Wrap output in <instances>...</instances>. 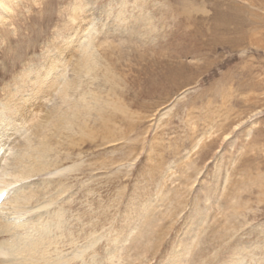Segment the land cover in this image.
I'll return each mask as SVG.
<instances>
[{"label":"rangeland","instance_id":"rangeland-1","mask_svg":"<svg viewBox=\"0 0 264 264\" xmlns=\"http://www.w3.org/2000/svg\"><path fill=\"white\" fill-rule=\"evenodd\" d=\"M92 35L122 108L78 116L80 129L46 122L50 167L5 189L0 218L41 214L50 261L264 264V0H0V180L61 103L36 81L71 78ZM98 65L71 93L79 104L107 97ZM19 189L38 194L16 213Z\"/></svg>","mask_w":264,"mask_h":264},{"label":"bare ground","instance_id":"bare-ground-1","mask_svg":"<svg viewBox=\"0 0 264 264\" xmlns=\"http://www.w3.org/2000/svg\"><path fill=\"white\" fill-rule=\"evenodd\" d=\"M228 17L229 16H225V20H224L225 22H226V20H228L227 19ZM225 24L226 23H224V25ZM93 41H94V37L92 35L86 41H84L78 47H76V51H77L78 55L76 56V59H74V62L72 63V66H71L72 67L71 70L73 71V76L71 78L62 76L61 78H63V80L58 84L57 87L56 86L53 87L48 81H43V79L36 81V82H38V84L40 85L41 88H44V89H41L42 91L43 90L47 91L48 89H52V91L56 90L58 95H59V98H61V103H58V105L53 104L54 106H52V108L48 109V110H50V113L48 112V114L46 116V120L43 119L42 122L35 125L36 129H35V132L33 133L34 137H36L38 139L41 137V140L36 141L32 145L31 143L34 142V138L31 139L30 137H27L26 143L18 144L17 147L22 148V149L24 148L23 149L24 153H20L21 151L23 152V150L21 149L20 152L17 153V155L13 158L12 162L10 163V164H13L15 166L14 169L12 170V172H9L6 170H4V172H2L1 177H3L5 174V176H11L12 180H8L7 178H3L2 180H0V184L2 185V186H0V194H2L5 191V189H8L11 184H15L18 181H20V179H27L30 176H32L34 174H38L41 171L47 170L48 167H50V162H47L46 158L49 155L48 152L52 150L53 145L50 142L52 135L49 134L50 136H47L48 138H46V136H44V135H47L48 133L43 135L42 131L44 130V128L46 126V122L48 123L49 121L53 120L52 117H54V120H53L54 122H52V123H54L55 127L60 126L63 128H69L70 124H73L75 122V126L79 127V129H80V128H83L85 123L82 122L81 120L79 122L76 121L78 116L80 117V116L85 115L88 117L89 115L93 114V115H95L94 116L95 118L100 116L99 119L104 120L105 119L104 113H103L104 108L106 109V107L108 108L109 106H113V105L115 108H119V109L122 108V107L118 106L117 104H114L116 102V101H113L114 97L113 98L111 97V99L109 97V99H108L109 95H113V96L116 95V88H117L116 87V83L118 80L117 75H115L113 72L111 73V70L113 69V67H112L113 63L109 62V61H107V63H106V62H104L106 60H104L100 64V66L103 67V70H101V67L98 65L99 64V62H98L99 58L95 57L96 54L94 55L95 48L93 46L94 45L93 43H95V42H93ZM96 48H97V46H96ZM99 57L101 58V55ZM106 57H105V59H106ZM101 59H103V58H101ZM97 65H98V67H100L98 69L103 71L102 74L100 73L102 75L103 80H104L102 83L106 84V86H107L106 91L109 90L110 94H109V92L107 94L105 93L107 95V97L100 98L99 94L96 92H90L89 93L90 96L89 95L86 96L85 93L80 94V92H79L78 94H79L80 99L82 101V104H81V102L79 104L76 100H73L71 98V96H72L71 93L80 86V83L83 81L82 79L84 78L83 76L88 75L89 71H91L93 69V66L97 67ZM96 67H94V68H96ZM62 71H63V69H62ZM96 72H97V70H96ZM160 72H161V74H160L159 80L163 81V80L168 78L167 70L165 69L164 66L160 69ZM96 75H98V73ZM101 75H99L100 79H101ZM146 82L147 83L148 82H150V83L155 82V79L151 73H150ZM102 83L97 84V86H95L97 90L100 88ZM37 93H38V88H37ZM42 93H44V92H42ZM27 100H29V99H27ZM61 105H65L66 108L65 109L63 108L64 110L61 109L62 112L60 113L59 110L61 108ZM21 111H23V110H21ZM22 115H23V117L21 119L23 122H25L27 120V118H25L24 113ZM91 118H89V119H91ZM83 121H85V120H83ZM47 125H50V124H47ZM73 127L74 126H72V128ZM50 128H48L46 130L47 131L51 130L52 128L51 129ZM46 130H44L45 133H46ZM55 131H56V129H55ZM61 136H62V134H61ZM68 136H70V135H68ZM71 136H73V135H71ZM53 144H55V142ZM31 145H32V148H31ZM66 169H67V167L61 168V169H56L54 173H61V172L65 171ZM37 194H38V192L35 190H30V191L28 190V191L21 192V189H19V190L15 191L14 193H12V195L9 197V199H11V201L9 199L8 200L10 202H12V204L11 203L10 204L13 205L12 207L16 213L22 212V211L24 212L27 210V205L29 204V202ZM4 199H5V197H4ZM45 203L46 204H39L40 205L39 207H43V206L51 204L50 199L47 200ZM0 206H2V205H0ZM56 215H57V217H60L62 214H60V212H58ZM18 217H20V216H18ZM45 221H47V220L45 219ZM45 221L43 223V218H42L41 214L40 215L38 214L37 217H34L30 221L29 220L23 221V222H20L21 224L15 226L14 222L11 221L12 223L11 222L8 223V222H5L4 218L3 219L0 218V264H68V259H66L64 257H61V258L59 257L56 260L50 261L49 258L47 256H45L46 253H48L47 252L49 249L48 247L51 244L55 243V242H52L53 238L51 239L50 237H47V234L49 233L50 229H48V227H47V229L49 230L48 231L45 228H43V226H44V224L50 225L51 223L50 222L48 223V221L45 223ZM48 225H46V226H48ZM38 226L41 228H40V230L37 231ZM18 231H24L25 235H23L22 237L19 236ZM26 232H27V234H26ZM9 237H11V242L8 241ZM55 245H56V243H55ZM77 257H79L78 252L73 253L72 258L74 259Z\"/></svg>","mask_w":264,"mask_h":264}]
</instances>
